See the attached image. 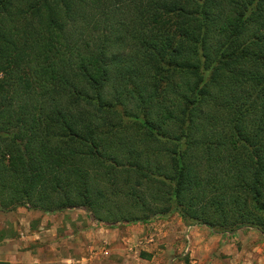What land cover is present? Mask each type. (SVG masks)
<instances>
[{
	"label": "trees",
	"instance_id": "trees-1",
	"mask_svg": "<svg viewBox=\"0 0 264 264\" xmlns=\"http://www.w3.org/2000/svg\"><path fill=\"white\" fill-rule=\"evenodd\" d=\"M18 207L264 233V0H0Z\"/></svg>",
	"mask_w": 264,
	"mask_h": 264
},
{
	"label": "crops",
	"instance_id": "crops-1",
	"mask_svg": "<svg viewBox=\"0 0 264 264\" xmlns=\"http://www.w3.org/2000/svg\"><path fill=\"white\" fill-rule=\"evenodd\" d=\"M67 215L70 213L65 210L42 213L23 207L9 213L0 212V263L119 264L121 260V264H131L132 261L141 260L147 264H169L175 260L171 255L177 253L173 245L178 246L177 242L187 237V226L178 221L161 223L160 227L154 228L147 224L137 227L119 226L116 229L109 226L95 228L87 217L84 222L79 221L76 215L78 219L71 223L67 222ZM130 231L132 235L128 234ZM197 233L203 234L205 240L212 234L209 228L195 225L188 238ZM216 236L208 242L206 240L207 243L203 245H209L215 252L217 249L224 251L225 256L215 257L216 264H252L253 258H242L238 250V239H244V242L241 241L243 245L248 243L245 238H251V234L234 235L226 243L227 238ZM246 248L244 250H248ZM142 251H146V254H141Z\"/></svg>",
	"mask_w": 264,
	"mask_h": 264
},
{
	"label": "rangeland",
	"instance_id": "rangeland-1",
	"mask_svg": "<svg viewBox=\"0 0 264 264\" xmlns=\"http://www.w3.org/2000/svg\"><path fill=\"white\" fill-rule=\"evenodd\" d=\"M24 208V207H23ZM74 209H66V212H69L70 215H67V222H73L75 223L76 218L75 216L77 215V217H79V221H84L86 222V217L88 218V220L90 221V223L93 225V221L91 219V217L88 215V213L85 210L82 209H75V211H73ZM76 210H81V211H76ZM0 212L2 213H9L11 211H5L2 210L0 208ZM58 213V212H57ZM85 217V218H84ZM1 219V217H0ZM180 222L181 224H184L185 227V234L187 235V237H184V239L180 240L181 242H177L178 246L173 245V248H175V250L177 251L176 255H171L175 260H171V263L169 264H216V259L215 257L218 256L219 258H222L223 256H225L224 251H221L220 249H217L216 252L212 251L209 245L206 248V246L204 247V243H207L209 240L212 239V237L214 236H219L221 235L222 238H227L225 240L224 243H226L227 241H230V238L233 237L234 235H243V234H251V238H245V240L248 243H241L244 242V239H238L240 240L239 243V248L238 250L241 253L242 258H253L252 264H264V233H262L261 231L255 229V228H248V227H242L239 229H235L231 232H224V233H214L211 232L212 234H210V238H204L203 234L201 233H197L196 235L190 236L188 238V236L190 235V230H192L193 227H195V225H186L184 223V221L182 220V218L176 214L173 213L171 215H164V216H158L155 215L154 218L150 219L148 222L146 223H141V222H132V223H121L119 225H114L112 226L114 229H116V227L118 228L119 226H134L137 227L138 225H143V224H147L149 227H156L161 225V223H165V222H170V223H178ZM50 225H52V222H49ZM197 226H204V225H197ZM95 228H98L100 226H97L94 224ZM103 227V226H101ZM206 227V226H204ZM208 228V227H207ZM206 230V229H204ZM41 232V230H39ZM211 231V230H210ZM129 235L131 234V231L128 233ZM127 234V235H128ZM121 235V233H120ZM216 236V237H217ZM164 238V237H163ZM166 238V236H165ZM251 240V241H250ZM222 243V241H220V244ZM166 245V243H165ZM248 247L246 249L248 250H244L245 248L242 249V247ZM35 247V246H34ZM33 247V248H34ZM163 247L171 250L169 247H166L163 245ZM163 248V250L165 249ZM182 248V249H181ZM167 251V250H166ZM165 253V252H164ZM214 253V254H213ZM250 256L248 257L247 254ZM141 254H146V251H142ZM210 258H208V256H210ZM98 258V257H97ZM169 258V257H167ZM80 259V258H78ZM178 259V260H176ZM218 259V258H217ZM119 264H121V260L120 262H118ZM53 264V263H51ZM131 264H147L146 262H142L141 260L139 261H132ZM162 264H168V263H162ZM218 264H226V263H218Z\"/></svg>",
	"mask_w": 264,
	"mask_h": 264
}]
</instances>
